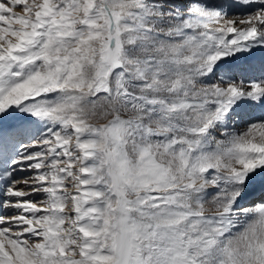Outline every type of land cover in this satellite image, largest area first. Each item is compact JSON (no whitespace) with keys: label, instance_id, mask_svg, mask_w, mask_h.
<instances>
[{"label":"snow or ice","instance_id":"obj_1","mask_svg":"<svg viewBox=\"0 0 264 264\" xmlns=\"http://www.w3.org/2000/svg\"><path fill=\"white\" fill-rule=\"evenodd\" d=\"M0 264H264V0H0Z\"/></svg>","mask_w":264,"mask_h":264},{"label":"bare ground","instance_id":"obj_2","mask_svg":"<svg viewBox=\"0 0 264 264\" xmlns=\"http://www.w3.org/2000/svg\"><path fill=\"white\" fill-rule=\"evenodd\" d=\"M18 175H27L26 173H18ZM25 191H30V189H24Z\"/></svg>","mask_w":264,"mask_h":264}]
</instances>
